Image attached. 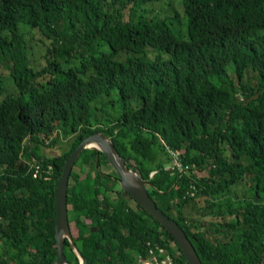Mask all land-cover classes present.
I'll return each mask as SVG.
<instances>
[{
    "label": "trees",
    "instance_id": "1",
    "mask_svg": "<svg viewBox=\"0 0 264 264\" xmlns=\"http://www.w3.org/2000/svg\"><path fill=\"white\" fill-rule=\"evenodd\" d=\"M163 1L0 0V67L13 86L0 77V264L54 263L58 180L96 133L151 184L202 264H264V0H179L181 36L172 0L148 17ZM32 32L49 41L44 63L32 59ZM57 132L73 143L48 155ZM169 150L186 173L167 171ZM80 158L67 216L85 264H135L148 242L186 263L155 217L122 186L114 194L120 179L102 152ZM34 162L53 176L35 179ZM72 252L65 238L68 263L81 264Z\"/></svg>",
    "mask_w": 264,
    "mask_h": 264
},
{
    "label": "water",
    "instance_id": "2",
    "mask_svg": "<svg viewBox=\"0 0 264 264\" xmlns=\"http://www.w3.org/2000/svg\"><path fill=\"white\" fill-rule=\"evenodd\" d=\"M96 141L102 144L101 149L91 147ZM85 149H94L98 152H102L107 157L109 163L117 173L124 191L167 229L178 244L187 264H202L193 244L184 230L178 225V222L164 213L150 196L148 189L151 187V184L144 182L138 170L133 171L126 166V163L119 154L114 143L101 133L89 136L76 147L74 152L67 159L62 175L58 180L55 195L56 217L54 222V237L57 255L53 264H70L64 254L65 238L68 239L76 254H78L81 264L86 263V260L78 253L72 241L67 216L69 179L76 162Z\"/></svg>",
    "mask_w": 264,
    "mask_h": 264
},
{
    "label": "rangeland",
    "instance_id": "3",
    "mask_svg": "<svg viewBox=\"0 0 264 264\" xmlns=\"http://www.w3.org/2000/svg\"><path fill=\"white\" fill-rule=\"evenodd\" d=\"M181 1V0H180ZM168 2H171V1H168V0H165L163 2H161L160 4H157L155 6H149V10H151V13L148 15L149 18H152L154 16H157V15H161V16H164L166 15L168 12L167 10V3ZM172 2L175 3L176 7L178 8V19H181L179 22L177 23H174L173 25H171V28L174 30V32L178 35V36H181V35H186V24H187V20H186V17L181 13V8H180V5H179V0H172ZM183 15V19L181 18ZM20 28L22 27H25L24 25L20 24L19 25ZM28 38H30V46L33 48V55L34 57L32 58L33 60H36L38 61L40 56L44 53L43 50L45 48V45L49 44V41L43 37L40 33H36V32H32L30 35H28ZM45 43V45H44ZM44 63V60L40 59L38 63ZM0 77L2 78V81H3V86L7 89L8 92H11L13 89V86L8 78V74L7 72L2 68L0 67ZM99 119L102 120V115L103 113L100 112L97 114ZM54 138H57V144L55 145V147L53 149H49L47 150V154L48 155H61V154H65L67 153L70 148H71V145L73 143V139H74V136H65L63 137L60 132H57L53 135ZM83 166V163H82V158H80L78 161H77V164L76 166H74L75 168H73L75 171H79V169H83L82 168ZM103 172L105 173H112L110 167H108L107 165L106 166H103L102 169H101ZM200 176H206L207 175V172H200L199 174ZM85 174H83L81 177L82 179H85ZM81 185L83 186V189H87V187L90 185V181L88 179H85V180H82L81 182ZM108 186L111 188V189H114V187L117 186V188H120L121 187V182L119 181L118 183H114V180L111 179L110 182L108 183ZM203 205V201H200L198 203V206H202ZM72 225V224H71ZM232 225V224H230ZM74 231V226L72 225L71 227ZM75 232V231H74ZM72 253H74L75 255H78L76 254L74 248L72 247Z\"/></svg>",
    "mask_w": 264,
    "mask_h": 264
},
{
    "label": "built area",
    "instance_id": "4",
    "mask_svg": "<svg viewBox=\"0 0 264 264\" xmlns=\"http://www.w3.org/2000/svg\"><path fill=\"white\" fill-rule=\"evenodd\" d=\"M169 154L171 155L172 163L167 167V171H169L172 175H182L186 173V169L182 165L180 153L177 151L169 150ZM31 166L34 169L35 179H50L54 174L52 166H48L47 168H45V170H43L42 167L35 162ZM156 173V170L153 171L150 174V178ZM197 175H199V173H197ZM148 246L149 248L146 253L139 254L137 256L135 264H180L176 261L174 255L165 246L158 243L152 244L150 242H148Z\"/></svg>",
    "mask_w": 264,
    "mask_h": 264
},
{
    "label": "flooded vegetation",
    "instance_id": "5",
    "mask_svg": "<svg viewBox=\"0 0 264 264\" xmlns=\"http://www.w3.org/2000/svg\"><path fill=\"white\" fill-rule=\"evenodd\" d=\"M112 172V171H111ZM105 173V172H104ZM105 174H109V175H111L112 173H105ZM112 179L114 180V183H118L119 181L118 180H116V178H115V176L114 177H112ZM111 180V179H110ZM117 186L116 187H114V189H112V190H114V194H115V192L117 191ZM113 197H115L114 195H113Z\"/></svg>",
    "mask_w": 264,
    "mask_h": 264
},
{
    "label": "bare ground",
    "instance_id": "6",
    "mask_svg": "<svg viewBox=\"0 0 264 264\" xmlns=\"http://www.w3.org/2000/svg\"><path fill=\"white\" fill-rule=\"evenodd\" d=\"M91 147H96V148L101 149V148H102V144L99 143V141H96L95 143H93V144L91 145Z\"/></svg>",
    "mask_w": 264,
    "mask_h": 264
}]
</instances>
